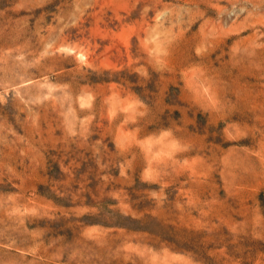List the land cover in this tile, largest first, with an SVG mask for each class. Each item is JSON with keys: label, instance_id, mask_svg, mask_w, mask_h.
<instances>
[{"label": "rangeland", "instance_id": "rangeland-1", "mask_svg": "<svg viewBox=\"0 0 264 264\" xmlns=\"http://www.w3.org/2000/svg\"><path fill=\"white\" fill-rule=\"evenodd\" d=\"M0 264H264V0H0Z\"/></svg>", "mask_w": 264, "mask_h": 264}]
</instances>
